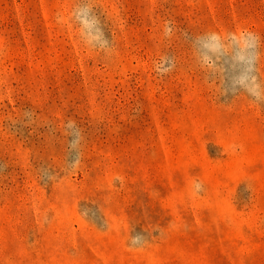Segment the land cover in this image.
I'll return each mask as SVG.
<instances>
[{"label":"rangeland","instance_id":"rangeland-1","mask_svg":"<svg viewBox=\"0 0 264 264\" xmlns=\"http://www.w3.org/2000/svg\"><path fill=\"white\" fill-rule=\"evenodd\" d=\"M0 264H264V0H0Z\"/></svg>","mask_w":264,"mask_h":264}]
</instances>
